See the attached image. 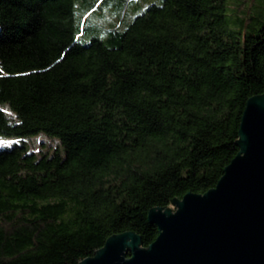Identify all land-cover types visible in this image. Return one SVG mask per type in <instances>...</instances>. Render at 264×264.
<instances>
[{
	"label": "trees",
	"instance_id": "trees-1",
	"mask_svg": "<svg viewBox=\"0 0 264 264\" xmlns=\"http://www.w3.org/2000/svg\"><path fill=\"white\" fill-rule=\"evenodd\" d=\"M108 1L0 0V138H18L0 146V264H77L127 230L147 246L149 208L215 185L264 92V0ZM83 3L119 15L104 38L80 43ZM39 134L58 146L33 152Z\"/></svg>",
	"mask_w": 264,
	"mask_h": 264
},
{
	"label": "water",
	"instance_id": "water-1",
	"mask_svg": "<svg viewBox=\"0 0 264 264\" xmlns=\"http://www.w3.org/2000/svg\"><path fill=\"white\" fill-rule=\"evenodd\" d=\"M240 118L238 151L213 187L149 208L158 232L147 246L123 231L77 264H264V92Z\"/></svg>",
	"mask_w": 264,
	"mask_h": 264
},
{
	"label": "rangeland",
	"instance_id": "rangeland-1",
	"mask_svg": "<svg viewBox=\"0 0 264 264\" xmlns=\"http://www.w3.org/2000/svg\"><path fill=\"white\" fill-rule=\"evenodd\" d=\"M123 1V0H109L108 3L112 6L117 4L118 2ZM140 2V4L144 5L146 0H137ZM160 1H158L159 3ZM236 3H233L232 6L228 5L227 10L229 16L228 21H229V26L234 27L233 22H232V17L231 11L234 10ZM98 3L95 4V6L91 8L86 7L85 4L83 3L80 7L76 6V9L74 12L75 13V22L79 23L80 18L81 22L83 24L84 30L82 31V34L79 36L80 43H87L91 36H99L104 38L105 34L103 33L104 28L106 27H111L114 25H117L119 21V15L111 13L110 11H106L104 13V17H98L96 15V11L93 9H96ZM107 5V4H104ZM106 7V6H105ZM103 8V6H99V9ZM142 10H139L137 12H134L132 15L135 13H139ZM235 12V10L233 11ZM231 17V18H230ZM116 23V24H115ZM107 24V25H104ZM125 27V26H124ZM27 141V144L29 145L30 150L33 152H46L50 151L58 146V141L56 139H51V138H46L45 136L39 134L36 136H32L29 138L25 139ZM13 141H18V138H13V137H4L0 138V146L6 145L10 142ZM1 148V147H0Z\"/></svg>",
	"mask_w": 264,
	"mask_h": 264
}]
</instances>
